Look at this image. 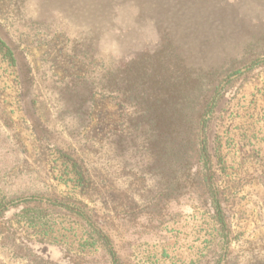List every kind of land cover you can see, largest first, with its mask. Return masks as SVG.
<instances>
[{"label":"rangeland","instance_id":"rangeland-1","mask_svg":"<svg viewBox=\"0 0 264 264\" xmlns=\"http://www.w3.org/2000/svg\"><path fill=\"white\" fill-rule=\"evenodd\" d=\"M0 39V264H264V0H0Z\"/></svg>","mask_w":264,"mask_h":264},{"label":"trees","instance_id":"trees-1","mask_svg":"<svg viewBox=\"0 0 264 264\" xmlns=\"http://www.w3.org/2000/svg\"><path fill=\"white\" fill-rule=\"evenodd\" d=\"M0 50H3V48L4 49H6L4 52H3V56H5V57H7V56H10L11 57V55H12V59H13V54H12V52H11V50L9 49V47H7L6 45H5V43L0 39ZM8 58V57H7ZM202 160L204 161V162H207L208 160L206 159V156L205 155H203L202 156ZM208 167H206V169H207ZM208 171V170H207ZM211 175L209 174V173H207V176H206V179H207V183H208V188H209V190H210V193H211V195H212V197H213V199H214V202H215V207H216V213H217V216H218V218L220 219V220H222V209H221V205L219 204V202H218V199H217V196H216V193H215V191H214V187H213V185H212V182H211V179L209 178ZM208 177V178H207ZM96 232L99 234V237H101V240H103V243H104V245L107 247V249H108V251H109V253L112 255V257H113V260L117 263L118 262V258H117V255H116V252H115V249H114V247H113V245H112V243L110 242V240H109V238L105 235V234H103L102 233V231H100L99 229L98 230H96Z\"/></svg>","mask_w":264,"mask_h":264}]
</instances>
